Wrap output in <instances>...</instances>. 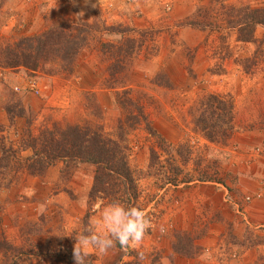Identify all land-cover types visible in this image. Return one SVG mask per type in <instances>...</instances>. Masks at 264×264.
<instances>
[{"label": "rangeland", "instance_id": "374dc122", "mask_svg": "<svg viewBox=\"0 0 264 264\" xmlns=\"http://www.w3.org/2000/svg\"><path fill=\"white\" fill-rule=\"evenodd\" d=\"M224 4L264 7V0ZM218 6L213 0H0V153L20 148L29 113L34 134L47 119L100 127L128 148L140 191L132 206L152 220L139 247L142 260L117 242L107 254L89 255L87 264H242L255 247L252 264H264V227L242 226L238 214L251 197L240 196L236 185L243 161L260 156L257 146L240 151L237 137L264 131V27H256L252 42H240L227 27L187 25ZM75 23L86 42L68 65L58 59L35 70L7 65L20 38ZM28 76L39 78L42 95L26 92L32 98L24 102L14 86ZM124 89L144 105L153 134L145 121L132 119L136 104L118 105ZM208 94L232 100V119L224 113L217 121ZM200 115L218 122L216 141L196 124ZM0 166V264H75L76 236L110 204L89 195L95 166L59 161L36 174H14L17 166L6 160ZM233 208L241 210L237 216ZM210 229L222 230L219 240L203 245ZM220 242L223 254L214 250Z\"/></svg>", "mask_w": 264, "mask_h": 264}, {"label": "trees", "instance_id": "16d2710c", "mask_svg": "<svg viewBox=\"0 0 264 264\" xmlns=\"http://www.w3.org/2000/svg\"><path fill=\"white\" fill-rule=\"evenodd\" d=\"M224 1L213 0L214 3H218V8L214 11L205 8L202 11L205 14L201 15L200 13L201 19L190 20L187 25H195L202 30L227 27L234 31L236 41L252 42L255 39L256 27H264V7L236 6L224 4ZM80 25L85 27L88 26V23L81 22ZM59 27L66 30L72 28L79 30L76 23L59 24L51 26L37 35L22 37L18 40V45L16 44L15 53L6 60L7 65L11 67L24 66L35 70L51 59L54 61L58 59L65 65L71 63L73 55L86 42V37L81 34L80 30L75 34L72 32L62 33V29L58 30ZM52 51L54 54H57V51L60 53L55 57H48L47 55ZM128 91V89H124L122 100L117 102L118 105L136 104L137 114L133 115L132 119H138L139 123L145 121L147 129L151 132L144 105L139 99L129 96ZM207 100L210 103H208V107L213 109L211 114L216 115L217 121L225 115L224 113H227L229 119H232L233 102L231 99L225 100L223 96L208 94ZM26 112H30V110ZM21 115L20 113L16 114V116ZM32 118L33 114H27L25 130L19 137L20 148L10 152H7V149L6 154H4L5 151L0 153V161H10L17 166L13 170L14 174L21 171L30 174L41 173L48 166L59 161L67 164L90 163L95 166L89 191L90 196H97L96 198L99 199L107 198L109 203L120 201L128 203L130 206L137 202L140 196L137 178L128 163V148L122 144L120 138L107 135L100 127L61 123L48 119L41 121L36 129L38 132L34 134L33 127L35 125H32L34 120ZM217 121L210 123V120L200 115L196 119V124L204 131L208 140L216 141L219 137V130H215L216 126L219 127ZM232 130L233 127L230 128V133ZM208 131L215 133L216 136L209 134ZM151 133L153 134L154 131ZM22 152H25V155H21ZM197 179L211 180L200 177ZM213 180L217 181L215 178ZM184 181H190V178Z\"/></svg>", "mask_w": 264, "mask_h": 264}, {"label": "clouds", "instance_id": "9594fccd", "mask_svg": "<svg viewBox=\"0 0 264 264\" xmlns=\"http://www.w3.org/2000/svg\"><path fill=\"white\" fill-rule=\"evenodd\" d=\"M3 195H7V192ZM152 228L151 217L142 207L113 201L103 207L99 218L89 221L83 234L76 236L73 249L75 264H87L86 258L94 253L107 254L117 242L125 250H137L142 260L144 254L139 251V247ZM160 230L165 231L163 226Z\"/></svg>", "mask_w": 264, "mask_h": 264}, {"label": "crops", "instance_id": "0c3cea01", "mask_svg": "<svg viewBox=\"0 0 264 264\" xmlns=\"http://www.w3.org/2000/svg\"><path fill=\"white\" fill-rule=\"evenodd\" d=\"M36 27L37 26L34 24V25H32L31 29L32 30L37 29ZM20 71L19 72H13L14 74H16V78H15V76H12L13 80L17 81L19 79L18 74L21 73ZM10 82H12V80H10ZM24 93L25 92L19 93L18 96H20V98H22L24 102H27V101H29L28 99H31L32 97L30 95H27ZM40 95H42V93H40L39 96ZM22 105L26 109L29 108L31 110V108L29 106L24 105V104H22ZM36 114H39V113H36ZM15 123H17V122H14L13 124H15ZM255 134H258L261 136V137L259 136L260 137L259 141H257V139L255 138ZM237 145H238V148L240 151H242V152L244 151L245 155L247 153L245 151H247V150L253 151V147L257 146L255 153L260 154V156L256 157V154H254V156L252 158L249 157V159H245L243 161L244 164L242 163V165L240 167L241 171L239 173L236 185L240 189V191H239L240 196L241 195H242V197L247 196L246 198H248V200L251 197V201H249L246 208H244V209L240 208L242 211L239 210V208H236V209L233 208L234 212H235V214H233V215L237 216V212L241 211V212H239L238 217L240 220L241 219L244 220V221L242 220V222H243L242 226H245L246 225L245 223H249V224L252 223L257 227H264V208L262 206H260L261 203H264V131H262L261 133H259V132L257 133L254 130H251V131L244 132V133L240 134V136L237 137ZM258 146H261L263 149L262 148L259 149ZM242 152L239 154H243ZM212 185H214V184H212ZM231 193H230V196H232V194H233V193L232 194ZM225 203H227V201H225ZM234 204H232V205L234 206ZM240 213L243 216L240 217ZM237 219H236V222L238 221ZM220 226L224 227L222 225H220ZM220 232H222V230H220V229H218L216 231L214 229H210V233L209 232L206 233L204 238L201 240L202 241L201 243L202 244L204 243L203 245H206V244L214 245V243H216V241L219 240ZM224 244L225 243L221 244V242L217 243L216 249L214 248V250H216L217 252L220 251V254H223L221 252L225 249ZM220 245H221V248H220ZM209 249H211V248H209ZM211 250L214 251L213 249H211ZM245 254H247V256L244 258L242 264L254 263V261L256 259L254 256L256 254V247L253 249L247 248Z\"/></svg>", "mask_w": 264, "mask_h": 264}, {"label": "built area", "instance_id": "2783aa9c", "mask_svg": "<svg viewBox=\"0 0 264 264\" xmlns=\"http://www.w3.org/2000/svg\"><path fill=\"white\" fill-rule=\"evenodd\" d=\"M14 90L39 95L41 93V84L39 78L37 76H28L24 78L21 83L16 84L14 86Z\"/></svg>", "mask_w": 264, "mask_h": 264}]
</instances>
